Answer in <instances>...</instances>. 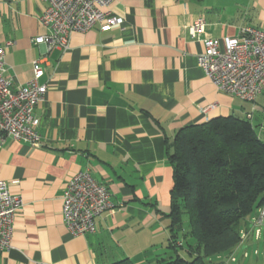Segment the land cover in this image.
I'll list each match as a JSON object with an SVG mask.
<instances>
[{
    "label": "crops",
    "instance_id": "crops-1",
    "mask_svg": "<svg viewBox=\"0 0 264 264\" xmlns=\"http://www.w3.org/2000/svg\"><path fill=\"white\" fill-rule=\"evenodd\" d=\"M46 7L42 0H0L6 77L24 86L39 61V83L48 89L35 109L41 145L8 138L0 147V181L24 202L0 264L189 260L195 243L185 230L177 249L170 246L174 181L168 156L175 136L193 124L236 116L264 142V92L248 102L218 90L198 65L204 46L191 38L190 27L203 19L202 39L220 40L243 27L264 31V0H113L110 11L123 18L121 27L74 33L67 51L50 53L33 42L47 33L39 21ZM86 169L107 187L113 209L96 218L93 234L73 236L62 198ZM260 209L243 220L247 237L226 263L243 253L241 264H264V222L259 237L254 224ZM251 251L260 257L250 258Z\"/></svg>",
    "mask_w": 264,
    "mask_h": 264
},
{
    "label": "built area",
    "instance_id": "built-area-1",
    "mask_svg": "<svg viewBox=\"0 0 264 264\" xmlns=\"http://www.w3.org/2000/svg\"><path fill=\"white\" fill-rule=\"evenodd\" d=\"M47 4L40 16V24L47 33L34 39L50 53L54 49L67 51L74 33H86L96 25L107 32L121 27L123 18L112 15L113 0H42ZM205 22L195 21L190 27L192 39L202 41L204 51L198 56V65L213 85L220 91L244 101L255 102L264 92V31L243 27L235 37L224 40L203 38ZM7 48L0 46V147L6 139L41 145L38 127L40 119L35 114L44 101L47 85L39 83L44 70L39 61L34 64V76L24 86H14L6 77ZM212 105L208 109H214ZM208 109H205L207 111ZM111 194L99 184L89 169L79 172L68 183L62 198V215L68 232L73 236L93 234L96 218L113 209ZM24 202L9 191V184L0 181V253L12 247L14 223ZM264 221V205L256 220L258 228ZM241 242L247 237L241 233Z\"/></svg>",
    "mask_w": 264,
    "mask_h": 264
},
{
    "label": "trees",
    "instance_id": "trees-1",
    "mask_svg": "<svg viewBox=\"0 0 264 264\" xmlns=\"http://www.w3.org/2000/svg\"><path fill=\"white\" fill-rule=\"evenodd\" d=\"M170 148V246L177 249L185 216L195 243L189 260L170 264H213L206 258L235 249L243 220L264 205V142L248 120L228 116L182 128Z\"/></svg>",
    "mask_w": 264,
    "mask_h": 264
},
{
    "label": "rangeland",
    "instance_id": "rangeland-1",
    "mask_svg": "<svg viewBox=\"0 0 264 264\" xmlns=\"http://www.w3.org/2000/svg\"><path fill=\"white\" fill-rule=\"evenodd\" d=\"M259 217H260V211H259ZM258 217V218H259ZM256 221V220H255ZM254 221V222H255ZM264 222V221H263ZM263 222H262V225L259 226L258 228H262L263 226ZM256 223V222H255ZM254 223V224H255ZM184 228H185V231L187 232L189 230V223H188V216H185V223H184ZM185 232V233H186ZM264 245V244H263ZM264 247V246H263ZM262 247V248H263ZM183 250V249H182ZM184 250H187V243H185L184 245ZM183 250V251H184ZM261 258H263V252H264V248L262 249L261 251ZM259 252L256 251L255 254L251 251L250 252V258L254 259V260H257L260 256L258 255ZM242 255L243 253H239L238 255H236L238 257V262L236 263H226V258L228 257V252H224V253H221L219 255H214V256H211V257H208L206 258V261L208 263H213V264H241L240 262H242ZM246 260V259H245Z\"/></svg>",
    "mask_w": 264,
    "mask_h": 264
}]
</instances>
